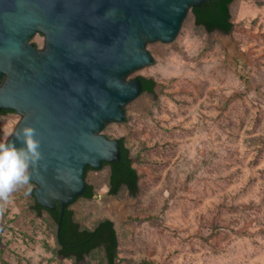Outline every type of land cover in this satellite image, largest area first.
<instances>
[{
	"label": "rangeland",
	"instance_id": "rangeland-1",
	"mask_svg": "<svg viewBox=\"0 0 264 264\" xmlns=\"http://www.w3.org/2000/svg\"><path fill=\"white\" fill-rule=\"evenodd\" d=\"M231 33L190 13L171 44L149 45L156 81L104 134L125 138L140 191L109 192L108 166L87 172L93 199L71 205L82 228L113 221L117 264H264V0H234ZM33 42L44 47V36ZM20 116L0 119L6 142ZM32 185L14 193L0 224V264H107L102 249L61 258L57 224L33 210Z\"/></svg>",
	"mask_w": 264,
	"mask_h": 264
},
{
	"label": "water",
	"instance_id": "water-1",
	"mask_svg": "<svg viewBox=\"0 0 264 264\" xmlns=\"http://www.w3.org/2000/svg\"><path fill=\"white\" fill-rule=\"evenodd\" d=\"M209 1L0 0V110L20 116L6 142L21 147L13 133L36 129L43 159L30 182L40 206L60 204L58 236L88 187L87 169L121 158L120 141L104 131L126 123V108L144 93L140 78H128L154 65L148 45L173 43L192 9Z\"/></svg>",
	"mask_w": 264,
	"mask_h": 264
},
{
	"label": "trees",
	"instance_id": "trees-1",
	"mask_svg": "<svg viewBox=\"0 0 264 264\" xmlns=\"http://www.w3.org/2000/svg\"><path fill=\"white\" fill-rule=\"evenodd\" d=\"M234 0H211L200 7H194L191 14L194 16L195 24L207 32L211 33L220 30L224 33H231L234 28L232 21L231 5ZM143 89L150 94L154 93L156 81L146 76L140 77ZM121 144V158L119 161L111 163V174L109 178V192L117 195L124 188L131 195H136L140 191L141 177L138 169L134 166L133 156L126 145L125 138H119ZM91 170L89 167L87 172ZM95 195L94 187H88L81 198L93 199ZM69 206L65 210V215L61 225L59 240L63 246L62 253L67 258L76 257V261H83L96 249H102L107 264H117L118 258V237L113 221L105 219L100 221L94 228H82L74 219V212ZM38 211L43 208L36 205ZM60 204L56 210H50L54 222L57 224L60 218ZM72 246V247H64Z\"/></svg>",
	"mask_w": 264,
	"mask_h": 264
},
{
	"label": "clouds",
	"instance_id": "clouds-1",
	"mask_svg": "<svg viewBox=\"0 0 264 264\" xmlns=\"http://www.w3.org/2000/svg\"><path fill=\"white\" fill-rule=\"evenodd\" d=\"M13 135L23 146L17 147L14 142H0V216L12 202L14 193L25 188L26 195L31 193V170L43 159L34 127L25 125Z\"/></svg>",
	"mask_w": 264,
	"mask_h": 264
},
{
	"label": "flooded vegetation",
	"instance_id": "flooded-vegetation-1",
	"mask_svg": "<svg viewBox=\"0 0 264 264\" xmlns=\"http://www.w3.org/2000/svg\"><path fill=\"white\" fill-rule=\"evenodd\" d=\"M151 45V44H150ZM148 47H149V45H148ZM149 49V48H148ZM150 51V50H149ZM151 52V51H150ZM152 53V52H151ZM134 74V73H133ZM132 74V75H133ZM141 76H143V75H137L136 77H131V75L129 76V78L128 79H133V78H140ZM0 85H1V82H0ZM156 88V87H155ZM154 88V93L156 92V89ZM144 90V89H143ZM143 94H150L149 92H146V91H144V93ZM10 114H17V112L16 111H12V110H0V119H3V118H6V117H8V115H10ZM18 115V114H17ZM119 140V139H118ZM105 166H108L109 167V170H110V174H111V168H110V164H104V166L103 167H105ZM91 170H93V169H91ZM90 171V170H89ZM110 176V175H109ZM110 178V177H109ZM31 183V182H30ZM31 184H33V183H31ZM34 185V184H33ZM35 186V185H34ZM37 187L35 186V189H36ZM35 189H34V191H35ZM34 191H33V198H34V204H33V210L35 211V213H36V215H37V217L38 218H42L43 216H45V215H48V217L49 218H51L52 220H53V217H52V215H51V213L49 212L50 210L49 209H46V208H44V207H42L43 209L41 210V211H38L37 210V208H35L36 207V205H39L38 203H37V201H36V199H35V196H34ZM40 206V205H39ZM5 229V227L4 226H2L1 224H0V245H1V242H2V236H1V232L3 231ZM57 232H58V230H57ZM56 243L59 245V249H58V254H59V256L61 257V258H67L66 256H64V254L62 253V251H63V246L61 245V240H59V236L56 234ZM70 259H74V260H76V257L75 256H71V257H69ZM68 259V258H67Z\"/></svg>",
	"mask_w": 264,
	"mask_h": 264
}]
</instances>
